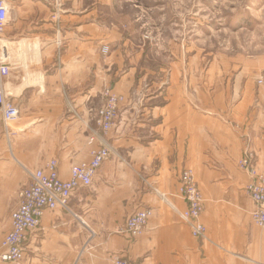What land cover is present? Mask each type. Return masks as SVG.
<instances>
[{"label":"crops","instance_id":"crops-1","mask_svg":"<svg viewBox=\"0 0 264 264\" xmlns=\"http://www.w3.org/2000/svg\"><path fill=\"white\" fill-rule=\"evenodd\" d=\"M7 5L0 57L11 67L4 89L20 115L9 136L0 130V254L35 170L55 158L67 179L99 144L111 156L66 209L45 211L21 262L0 264H113L117 256L134 264H249L233 250L235 241H259L245 190L249 176L238 165L252 151L264 171L258 77L203 74L196 59L166 69L169 60L158 52L149 63L148 45L132 31L130 6L120 0ZM107 90L127 99L103 133L96 113ZM185 169L204 197L200 239L180 217L187 208L179 190ZM145 208L152 215L140 236L119 232Z\"/></svg>","mask_w":264,"mask_h":264},{"label":"rangeland","instance_id":"rangeland-1","mask_svg":"<svg viewBox=\"0 0 264 264\" xmlns=\"http://www.w3.org/2000/svg\"><path fill=\"white\" fill-rule=\"evenodd\" d=\"M120 1L130 6V27L148 45L149 63L157 52L169 60L166 69L196 59L203 74H253L264 85V0ZM255 227L259 241H235L233 251L244 263L264 264V228Z\"/></svg>","mask_w":264,"mask_h":264},{"label":"built area","instance_id":"built-area-1","mask_svg":"<svg viewBox=\"0 0 264 264\" xmlns=\"http://www.w3.org/2000/svg\"><path fill=\"white\" fill-rule=\"evenodd\" d=\"M8 13L7 0H0V35L6 27ZM109 50L108 45L102 48L103 53H108ZM10 71L11 67L0 57V130L4 129V133L8 136L11 125L20 115L18 107L7 97L4 89V79ZM258 83L262 84L263 80L258 79ZM104 95L105 102L97 110L96 122L100 130L107 133L115 126L119 108L127 98L109 90L105 91ZM90 140L94 142L96 135L91 136ZM110 156V149L104 144H99L92 148L89 160L71 166L67 179L60 176L58 160L55 158L49 159L35 170L32 173L31 185L20 192L19 204L11 216V230L1 242L0 260L6 263L21 262L25 258L28 237L39 226L45 211L66 209L77 190L93 185L99 169ZM238 165L249 176L245 190L254 205L252 220L257 226L264 228V171L257 167L252 151H247ZM179 190L187 202V208L180 213V217L190 227L191 234L195 238H203L206 232V226L202 221L204 197L191 169L183 170ZM151 215L152 210L148 208L135 211L127 217L119 232L133 238L140 236ZM113 264L134 263L127 258L117 256L113 259Z\"/></svg>","mask_w":264,"mask_h":264}]
</instances>
